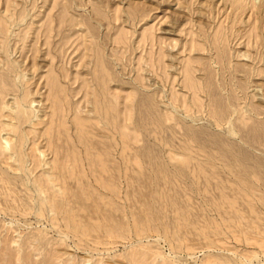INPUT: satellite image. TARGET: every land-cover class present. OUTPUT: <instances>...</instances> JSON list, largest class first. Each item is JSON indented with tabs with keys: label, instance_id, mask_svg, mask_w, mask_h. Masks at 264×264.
<instances>
[{
	"label": "rangeland",
	"instance_id": "obj_1",
	"mask_svg": "<svg viewBox=\"0 0 264 264\" xmlns=\"http://www.w3.org/2000/svg\"><path fill=\"white\" fill-rule=\"evenodd\" d=\"M204 2L0 0V264H264V0Z\"/></svg>",
	"mask_w": 264,
	"mask_h": 264
},
{
	"label": "bare ground",
	"instance_id": "obj_2",
	"mask_svg": "<svg viewBox=\"0 0 264 264\" xmlns=\"http://www.w3.org/2000/svg\"><path fill=\"white\" fill-rule=\"evenodd\" d=\"M112 1H113V0H112ZM141 1H142V0H141ZM148 1H149V0H148ZM207 1H208V0H205V2L203 3V5L207 4V3H206ZM210 1H212V0H210ZM220 1H221V0H220ZM239 1H242V0H236V2H239ZM236 2H235V3H236ZM132 3H134V2L132 1ZM132 3L130 2V4H132ZM139 3H140V2H139ZM128 4H129V2H128ZM136 4H137V3H136ZM144 5H147V4L145 3ZM201 5H202V4H200V6H201ZM207 5H208V4H207ZM207 5H206V6H207ZM224 5H225V4H224ZM136 6H137V5H136ZM136 6H135V7H136ZM138 6H139V5H138ZM142 7H143V6H142ZM147 7H149V6L147 5ZM147 7L145 6V8H147ZM210 7H211V9H212V6H210ZM229 7H230V6H229ZM130 8H132V7H130ZM137 8H138V7H137ZM137 8H136V11H138ZM207 8H208V7H207ZM132 9H133V8H132ZM142 9H143V8H142ZM199 9H200V7H199ZM201 9H202V8H201ZM204 9H205V7L203 8V10H204ZM133 10H134V9H133ZM136 11H135V12H136ZM150 11H152V10H150ZM141 12H142V11H141ZM141 12H140V13H141ZM133 13H134V12H133ZM140 13H139V14H140ZM201 14H202V13H201ZM132 15H133V14H132ZM199 15H200V14H199ZM257 15H258V14H257ZM133 16H134V15H133ZM201 16H203V15H201ZM258 16H259V15H258ZM131 17H132V16H131ZM131 19H132V21H133L134 23H136V22L134 21L133 18H131ZM131 19H130V20H131ZM200 19H201V17H200ZM130 20H128V21H130ZM203 20H204V19H203ZM128 21H127V22H128ZM201 23H202V22H201ZM202 24H203V23H202ZM131 25H132V27H133L134 24L132 23ZM135 26H136V25H135ZM122 43H123V42H122ZM195 51H196V50H195ZM90 57H91V56H90ZM196 58H198V57H196ZM198 59H200V58H198ZM202 59H203V58H202ZM91 60H92V59H91ZM201 61H202V60H201ZM23 64H24V63H23ZM213 67H214V66H213ZM216 73H217V72H216ZM233 80H234V79H233ZM96 87H97V86H96ZM94 88H95V87H94ZM92 89H93V88H92ZM24 90H25V89H24ZM225 90H226V89H225ZM93 91H94V90H93ZM95 92H96V91H95ZM100 94H101V93H100ZM91 95H92V93H91ZM93 95H95V94L93 93ZM95 96H96V95H95ZM103 96H104V95H102V97H103ZM93 98L95 99V100L93 99L94 101H97V100H96L97 97H96V98L93 97ZM90 99H91V101H92V98H90ZM98 99H99V96H98ZM102 99H103V98H102ZM92 102H93V101H92ZM97 102H98V101H97ZM99 102L102 103V101H100V100H99ZM92 105H93V103H92ZM92 105H91V106H92ZM102 105H103V104H102ZM52 106H53V105H52ZM98 106H99V105H98ZM95 107H97V106H95ZM99 110H101V109H99ZM61 119H62V118H61ZM22 120H23V119H22ZM84 122H85V121H84ZM84 122H83V124H84ZM85 124H86V122H85ZM80 125H81V122H80ZM81 126H82V125H81ZM83 127H84V126H83ZM22 129H23V128H22ZM56 130H57V129H56ZM109 133H110V132H109ZM111 134H112V133H111ZM112 135H113V134H112ZM50 140H51V139H50ZM49 144H50V143H49ZM36 145H38V143H37ZM35 147H37V146H35ZM50 148H51V147H50ZM34 149H35V148H34ZM37 149H38V147H37ZM18 151H19V150H18ZM38 151H39V149H38ZM42 154H43V153H42ZM42 154H41V155H42ZM27 161H28V159H27ZM36 165H37V164H36ZM37 167H39V166H37ZM102 167H103V166H102ZM33 168H34V167H33ZM24 172H25V171H24ZM45 193H46V192H45ZM149 234H150V233H149ZM155 236H156V235H155ZM156 237H157V236H156ZM135 239H136V238H135ZM132 240H133V239H132Z\"/></svg>",
	"mask_w": 264,
	"mask_h": 264
}]
</instances>
